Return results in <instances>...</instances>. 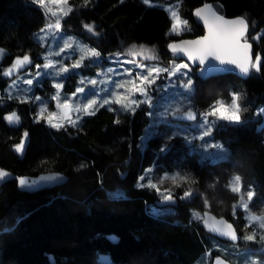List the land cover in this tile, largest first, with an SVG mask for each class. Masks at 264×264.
<instances>
[{"label": "trees", "instance_id": "16d2710c", "mask_svg": "<svg viewBox=\"0 0 264 264\" xmlns=\"http://www.w3.org/2000/svg\"><path fill=\"white\" fill-rule=\"evenodd\" d=\"M177 1L181 16L191 24L181 38L204 33L194 12L208 4L230 18L244 17L254 59L257 53L264 57V35L259 41L252 39L264 27V0ZM71 2L76 10L65 19V30L81 35L103 54L142 45L152 50L145 56L154 55L153 60L165 65L178 59L169 45L180 37L170 33L173 18L164 7L144 5L141 0ZM45 22L46 12L34 0H0V49L4 50L0 70L25 54L40 59L43 48L35 40V31ZM84 24H93L97 33ZM192 75L191 103L199 114L217 101L230 102L234 92L240 96L243 122L222 121L212 131L213 138L226 146V158H201L196 140L165 139L179 122L169 118L156 123L148 104L135 112L103 106L94 115L84 112L75 127L65 124L57 129L45 119L37 122L35 106L7 98L9 78L0 71V168L16 175L49 171L67 175L62 184L38 191L20 188L16 179L2 186L0 264H52L50 254L54 264H102L103 253L111 256L112 264H208L209 257L212 264L213 257L221 254L218 244L232 250L229 259L248 252L262 254L261 243L245 252L239 247L244 241L235 245L210 234L193 213L211 209L233 221L242 234L243 211L233 209L240 196L228 187L234 175L242 179L245 189L255 191L251 208L264 207V126L258 127L262 118L256 114L264 105V59L261 70L246 77L227 73L201 78L195 67ZM16 108L22 112V125L11 127L4 115ZM24 132L28 137L23 153H18L13 146ZM166 141L169 147L162 152ZM149 168L169 173L178 169L189 178L176 189L173 196L179 201L170 212L157 211L159 192L139 186L143 183L139 177ZM189 190L192 196L181 199ZM117 192L122 196L117 197ZM111 234L117 242L109 238Z\"/></svg>", "mask_w": 264, "mask_h": 264}, {"label": "rangeland", "instance_id": "374dc122", "mask_svg": "<svg viewBox=\"0 0 264 264\" xmlns=\"http://www.w3.org/2000/svg\"><path fill=\"white\" fill-rule=\"evenodd\" d=\"M152 4H159L163 5L164 8H170L173 10L178 11L179 17L183 20H186L184 17L180 14V3L177 0H152ZM41 6V5H40ZM45 12H46V22L45 24L37 31H35V40L42 46L43 51L39 54L38 57L40 59L32 58V64L25 65L24 68H22L19 72L14 73L9 78V83L6 88V94L8 96L9 91H11L12 95L14 97L19 96L23 97L25 95L29 96L31 99L28 101V103H31L32 106L36 107V117L37 114L40 111V107L42 106V103L46 105V111L44 112V117H48L52 112H56L57 116L53 118V123H68V120L66 118V110L62 107L64 104V100H68V104L70 106L69 110H67V117H70L71 120L75 121L78 125L81 119V116L83 115L84 111L82 106L87 103L88 99H98V103L94 108L92 109L95 111L96 109L100 108V104L103 102L104 99H110L113 102L110 104H106L104 106L109 107L110 109H116L118 111H126V112H132L130 110H125L121 107L120 103H116V99L123 100L125 102H129L131 100H137V101H143L145 99H148L149 103H140L139 106L133 105V107L138 109L142 106V104H148L149 107L151 106V114L152 116L157 118L156 123H160L163 121H167L169 118L171 119V115L176 111L177 108H182L183 111L194 109L191 101H192V95L195 88V79L192 75V66L188 64L183 59H173L168 64H164L162 62L155 61L153 59H146L145 56H136L132 57L128 49H130L132 46H130L126 50L117 49L114 52H111L107 55L103 54L99 47L91 44L88 40L83 38L81 35L76 34L75 32H71L68 30H65L64 21L65 19L76 10V4L72 3L71 0H67V3H58L54 4L52 3V0H45V4L41 6ZM69 8H71V12L67 16H64L62 14L63 11H67ZM49 9L56 12L57 14L54 16L51 12H49ZM170 14V13H169ZM57 19L61 20L62 28L60 30H56L53 28L52 30H47L42 32V29H46V26L48 24H55V21ZM187 21V20H186ZM188 30H191V24L187 21V25L184 27L183 30L177 29V31H170V33L181 36L184 32H187ZM96 27H95V33L96 34ZM264 33V27L255 35H260ZM253 35V36H255ZM252 36V39H253ZM38 37L40 39H38ZM65 41H74L73 47L71 49H65V51L61 52L60 55H55V53L59 52L60 49L63 47ZM85 47L87 49H95L100 53V57L98 58V63H93L92 60H96L97 58H85L83 61V64L80 68L70 70L69 73L63 74L62 76H55L54 72L55 69H39L41 72H48L49 74L46 76H40L36 77V72L38 71L35 67V65H41L46 62L44 60V57L49 53H53V56L51 57L54 61H62L63 64L68 65L71 69V65L80 58V52L79 48ZM140 49L137 48V51ZM116 53H121L119 60L120 61H128V60H136L138 63L146 65L148 68L151 67H157V68H168L172 69L174 65H181V64H187L188 68L184 69L183 71L187 72V76H180L179 73L176 75H169L167 72H161L158 77L155 78V82L151 85H141V82L139 79H136L138 73L139 74H145L144 69L138 68L136 64L132 63H124L123 68H121L120 64L117 63V58L115 56ZM147 53V52H146ZM145 53V54H146ZM12 64L9 65V67ZM60 65L57 64V67ZM8 67V68H9ZM115 69V72L108 73V69ZM125 69L131 70V75H129ZM111 77V81L109 83L100 84L97 83L95 86L88 83L89 80L95 79L97 81L105 80L107 77ZM28 79H33L34 83L32 85H27L24 83V81ZM191 79L192 81V87L191 89H187L184 87V84ZM84 81L82 84L81 81ZM135 81V83H131L130 81ZM13 81L17 82L16 88H11V85ZM38 81V82H37ZM183 81V83H182ZM117 82L124 83L125 87L123 88H116L115 84ZM55 83H62L63 88L59 90V100L53 99L54 96H56L57 89L54 88ZM137 86H143L146 87V93L147 95H143L139 92L135 91V88ZM83 88V92H77V89ZM94 88V92L92 89ZM30 89V91H29ZM101 89H104L103 91ZM73 93H77L76 95H73ZM236 93V92H234ZM160 95L161 98L158 96ZM156 96H158V99H155ZM35 97H40L41 99L37 101ZM8 98V97H7ZM9 99V98H8ZM154 99L156 101H154ZM11 100H17L20 102L19 99H11ZM222 101L225 105L231 104L232 100L230 102ZM216 104V103H215ZM60 105V106H58ZM81 107V111L77 112L76 108ZM264 108V105H261L257 108V112L259 109ZM210 111V109L202 110L199 114V118L195 121L191 122H179L177 124L178 129L174 130L173 132H169V135H165V139H167L169 136H172L173 133H181V135H178V137H182L183 139H186L190 142H194L195 140L198 141L197 149L199 150L200 157L203 159L210 158L212 160H218L226 158L228 155V150L226 146L223 144L221 140H216L212 136V131L214 130L215 126L222 122L220 120H216L215 117H207L209 122H214L211 127V135L204 137L203 140L199 139V136L202 135L204 126L201 125V122L204 120L203 114ZM256 112V113H257ZM79 117V119H77ZM262 122L259 124V128H262L264 126V115H261ZM46 120V119H45ZM47 121V120H46ZM174 121V120H173ZM178 122V121H177ZM226 122V121H225ZM48 123V122H47ZM171 123V122H170ZM49 124V123H48ZM153 122H151L148 126V128L153 127ZM50 125V124H49ZM145 131V137L149 135V129ZM193 137H196L193 139ZM220 144L223 146V149H217L214 147H211V145ZM217 153H220L219 155ZM151 171H148V170ZM146 169L145 174L143 176L145 177V180L142 181L143 183H148L149 180H151L152 183H156L160 186L161 192L164 189H170L172 192V195H175L176 189L179 187L178 185H181L182 182L177 177L176 183H173L171 179H164V177L167 175L168 177L175 176L177 173H179V176H185L180 170L176 169L174 172H159L152 168ZM238 175H234L230 179V183L233 181L234 177ZM229 183V184H230ZM242 184V191L239 194V196L243 195L245 198V201H247V191L252 189H245L243 187V182L241 179ZM160 194V192H159ZM183 195L180 196L182 199ZM240 198V197H239ZM160 199H163L160 194ZM254 199V198H253ZM252 202V201H251ZM251 202H249L248 210L246 211L240 203V199L238 203L236 204V210L241 209L243 211V223H242V229L243 233L242 236L250 235L255 230L257 232L256 239L254 241H244L245 245H238L242 250H245V252L250 251V249H254V247L258 246V244H262V254L257 253H251L248 252L244 255H240L241 257H233L230 259L234 264H264V240H261V235L264 234V230H261L258 228L259 222H253L250 226L248 225V221L245 219V217L249 214H255L258 216H264V207L260 209L259 211L254 210L251 208ZM172 207H164L159 210H163L164 212H170ZM202 216L204 213H200ZM239 229V228H238ZM242 243V242H241ZM216 248L221 251V254L225 255L227 257V253L230 251L228 246L223 245H216ZM256 251V250H252ZM232 253V250L230 251ZM234 252V251H233ZM241 252L235 251V254H239ZM228 258V257H227ZM229 259V258H228ZM210 257L208 258V264L210 261Z\"/></svg>", "mask_w": 264, "mask_h": 264}, {"label": "snow or ice", "instance_id": "6c2138e0", "mask_svg": "<svg viewBox=\"0 0 264 264\" xmlns=\"http://www.w3.org/2000/svg\"><path fill=\"white\" fill-rule=\"evenodd\" d=\"M34 2L38 5L43 6L45 4V0H34ZM67 3V0H52V3L58 4V3ZM88 0H85V3L87 4ZM122 2V0H121ZM141 3L148 6H159L164 7L163 5H153L152 0H141ZM165 11H168L173 18L172 23V31H177V29L183 30L184 27L187 25V21L183 20L179 17L178 11L165 8ZM49 12L52 13V15H56L57 13L49 9ZM71 12V8H69L67 11L62 10V14L64 16H67ZM195 15L203 20L204 24L207 26L208 29V35L201 37L198 40L194 41H184L183 45H190L192 47H181L177 46L176 44H170L169 48L173 52H185L187 53L189 59L195 61L197 58L199 59V62L201 65L205 63V61L208 59V57H212L213 61H219L220 65H232L235 66V69H238L243 74H249L251 71L259 72L261 70V61L264 59V57H261L259 53L255 55V59L253 60L251 48L252 45L247 42L246 36L248 31V21L244 17H238L232 20H225L224 17L219 16L216 14V12L212 9L211 5L204 4L202 8H199L195 11ZM83 27L87 29L89 32L95 33V26L93 24H84ZM55 28L56 30H60L62 28L61 20L57 19L55 21V24H48L46 26V29H42L41 31H47L52 30ZM261 35H264V33L260 35L253 36V40L259 41ZM38 39H40L38 37ZM74 41H65L63 47L60 49L59 52L55 53V55H60L61 52L65 51V49H71L73 47ZM80 52V58L76 60L72 65L71 69L68 65L63 64L62 61H54L51 57L53 56V53L49 52L45 57L44 60L46 61L43 66L41 65H35L36 69L38 70L36 72V77L40 76H46L49 73L48 72H41L39 69L43 67V69H55L54 75L59 77L63 74L69 73L70 70H74L77 68H80L83 64V61L85 58H97L96 60H92L93 63H98V58L100 57V53L95 49H87L85 47L79 48ZM129 54L132 57L136 56H145V53H151V49H146L144 46H140V49L137 51V46L132 45L130 49H128ZM4 50L0 49V58L3 57ZM121 53H116L115 56L117 58V63L120 64L121 68H123L124 63H132L136 64L138 68L144 69L145 74H139L137 75L136 79H139L141 82V85H151L155 82V78L159 76L161 72H167L169 75H176L177 73L180 74V76H187V72L183 71L184 69L188 68L187 64H181V65H174L173 68L170 70L168 68H157V67H151L148 68L146 65L138 63L136 60H128V61H120ZM145 58L155 59L154 55H148L145 56ZM32 64V60L30 55L25 54L22 57H16L12 63V65L7 68L0 70L2 71L3 76L5 77H11L14 73L19 72L22 68H24L25 65ZM57 64L60 66L57 67ZM210 67L215 68V63H212ZM226 70V69H221ZM125 71L131 75V70L125 69ZM108 73L115 72V69H108ZM111 81V77L108 76L105 80L97 81L95 79L89 80L88 83L95 86L97 83L105 84L109 83ZM38 82V81H37ZM131 83H135V81H130ZM27 85H32L34 83L33 79H28L24 81ZM81 83L83 84L84 81L82 80ZM183 83V81H182ZM17 82L13 81L11 88H16ZM116 88H123L125 87L124 83L117 82L115 84ZM184 87L187 89H191L192 87V81L189 79L185 84ZM54 88L57 89L56 96L53 97L55 100H59V90L63 88L62 83H55ZM102 91L104 89H101ZM30 91V89H29ZM83 88L77 89V92H83ZM94 92V88L92 89ZM136 92H139L143 95H147L146 93V87L143 86H137L135 88ZM77 93H73V95H76ZM9 99H19L21 103L28 102L31 98L27 95L23 97L16 96L14 97L9 91L8 94ZM37 101H39L40 97H35ZM240 96L237 93L232 94V102L231 104L225 105L222 101H217L216 104L212 105L210 108V111L203 114L204 120L201 122V125L204 126L202 135L199 136V139L203 140L204 137L211 135V127L214 122H209L207 117H215L216 120L220 121H226L228 123L233 124H240L242 123V116L241 112L243 111L240 106ZM113 101L110 99H104L103 102L99 105L100 107H103L106 104H110ZM116 103H120L121 107L125 110H130L132 112H135V106H139L140 103H149L150 101L148 99H145L143 101H137V100H131L129 102H125L120 99L115 100ZM98 103V99H88L87 103H85L82 108L83 111L86 114L94 115L95 111L92 109L94 106H96ZM60 106V105H58ZM62 107L66 110V118L68 120V123L72 124L74 127L78 126L75 121L71 120L70 117H67V110H69L70 106L68 104V100H64V104ZM46 105L42 103V106L40 107V111L37 114L36 120L37 122L40 119H46L47 122L57 129L64 127L63 123H53V118L57 116L56 112H52L48 117H44V112L46 111ZM76 111H81V107H77ZM176 111L178 113H182L184 116H186L188 119H195V113L192 111L183 112L182 108H177ZM175 114V113H174ZM257 115H264V108H261L256 113ZM4 119L9 124H16L19 123L20 117L18 114L13 111L10 114L6 115ZM79 119V117H77ZM120 121L117 119L115 123H119ZM181 135V133H173L172 136H169L167 138L168 141L173 139L175 136ZM28 137V133H23V138L21 139L20 143L15 144L13 147L18 153H23L25 141ZM196 137H193L195 139ZM169 147L168 142L166 141L164 146L161 148V151H166V149ZM211 147L217 148V149H223V146L220 144L211 145ZM218 155L220 153H217ZM81 168L85 167V165H81ZM148 171H151L150 169ZM10 174L4 170L0 169V181H3L5 178H7ZM177 177L181 181H187L189 178L187 176H179V173H177L175 176L168 177L167 175L164 177V179H171L173 183H176ZM46 179H54V177H47ZM140 181H144L145 177L141 176L139 177ZM19 186L22 188H28L31 189L33 185L35 184L34 181H30L26 177H20L18 178ZM140 187H151L157 192H160L162 198L165 201H171L174 200V196L172 195V192L170 189H164L161 192L160 186L156 183H152L151 180L148 181L147 184L140 183ZM177 186H179L177 184ZM229 189L233 193H240L242 191V184H241V178L239 176L234 177L233 181L228 185ZM117 197H121L122 194L117 192L115 194ZM192 196V191H185L183 195V199H187ZM256 196V193L254 190L247 191V201H245V198L243 195L240 196V203L241 206L247 211L249 202L253 200V198ZM204 203L207 207H211V205L208 203V201L205 199ZM235 205L233 206V209H235ZM234 214V212H233ZM194 217L198 220H201L206 226H208L209 221L208 218L210 216L209 213H205L203 216L200 213H193ZM212 220H215V217H211ZM245 219L248 221V225L250 226L254 221L259 222L258 228L261 230H264V216H258L255 214H249L245 217ZM210 230L220 233L221 235L227 236L232 241H236L238 239V236L236 234V231L232 224L227 223V221H218L215 225L210 226ZM257 232L254 230L252 234L246 235L243 237L244 240L247 241H254L256 239ZM261 240H264V234L261 235ZM54 264V261L52 262ZM103 264H110L108 261H103ZM216 264H226L225 261H223L220 257L216 258ZM255 264V262H253Z\"/></svg>", "mask_w": 264, "mask_h": 264}, {"label": "water", "instance_id": "95a60500", "mask_svg": "<svg viewBox=\"0 0 264 264\" xmlns=\"http://www.w3.org/2000/svg\"><path fill=\"white\" fill-rule=\"evenodd\" d=\"M202 7H199V8H202ZM199 8H197V9H199ZM212 9L216 12L217 15L224 17L225 20L235 19V18H230V17H228V16H226L224 14H221V13L217 12L213 7H212ZM194 16H195L196 22L203 27L204 33L202 35H199V36H196V37H182V38L180 37V38L174 40L171 44H176L177 46L189 47L190 48L192 46L183 45V42L184 41L198 40L201 37L208 35V29H207V26L204 24L203 20L200 19L199 17H197L195 15V12H194ZM248 30H249V27H248ZM247 33H248V31H247ZM247 42L252 45L251 52H252V57L254 59L253 42L250 41V40H247ZM174 53H175V55H176V57L178 59H183L186 62H188V64L190 66L195 67L197 69V74L201 78H209V77L214 76V75L227 74V73H234V74H237V75H239L241 77H246L248 75V74L241 73L238 69H235V66H232V65H220L219 61H213L212 57H208V59L205 61V63L203 65H201L198 58L195 61H193V60L189 59L187 53H185V52H174ZM212 63H215V68L210 67V65ZM221 69H226V70H221ZM187 111H189V110H187ZM187 111H183V112H187ZM190 111L195 113V119L194 120L198 119L199 112L197 111V109L194 108V109H191ZM11 112H13V111H11ZM11 112L6 113L4 115V117L6 115L10 114ZM15 112L20 117L19 123L9 124L5 120L7 122V124L9 126H11V127H19V126L22 125V121H23L22 117L19 115V113L17 111H15ZM171 119L174 120V121H178V122H191V121H194L193 119H188L182 113H178V112H175V114L173 113L171 115ZM0 169H4V168H0ZM4 170H6L10 175L7 178H5L3 181H0V190H1L2 186L4 184H6L9 180L16 179L18 181V178H20V177H26L30 181H34L35 182V184L33 185V187L31 189L22 188V187L19 186L20 188H22L24 190H29V191H38V190H42V189H46V188H53V187H56V186L62 184L63 182H65L67 180V175L64 174V173L58 172V171L43 172V173H40L38 175H16V174H13L11 171H9L7 169H4ZM50 176L54 177V179H51V180L46 179L47 177H50ZM18 185H19V183H18ZM176 200H177L176 198L174 200H171V201H165L164 199H159V200L156 201V204L159 207L175 206L176 203H177ZM205 213H209L210 214V216L207 217L208 221H209V224H208V226H206L201 220H200V224L204 227V229L206 231H208L210 234L220 238L221 240H223L225 242H230V243L235 244V245L236 244H240L242 242L243 236H242L241 232L239 231L238 227L235 225V223L233 221L229 220L226 216L217 215L211 209L205 210L204 214ZM211 217H215V220H212ZM221 220L227 221V223H230V224L233 225V227H234V229L236 231V234L238 236V239L236 241H232L227 236L221 235L218 232L210 230V226L215 225L216 222L221 221ZM109 238L113 242H117L118 241V238H117V236L115 234L109 235ZM217 257H220L223 261L226 262V264H234L230 259H228L223 254L215 255L213 257V259H212V264H216V258ZM49 258H50V260L52 262L53 261L55 262L54 256L52 254L49 255ZM103 261H108V262H110V264H112V262H113L111 256L109 254H104V253L99 256V262L103 264Z\"/></svg>", "mask_w": 264, "mask_h": 264}, {"label": "flooded vegetation", "instance_id": "af4514ba", "mask_svg": "<svg viewBox=\"0 0 264 264\" xmlns=\"http://www.w3.org/2000/svg\"><path fill=\"white\" fill-rule=\"evenodd\" d=\"M13 111H17V112L19 113V115L22 117V120H23V115H22V112H21V110H20L19 108H16V109H14ZM175 198L177 199L176 202H178V201H179V197H176V196H175ZM176 204H177V203H176Z\"/></svg>", "mask_w": 264, "mask_h": 264}]
</instances>
